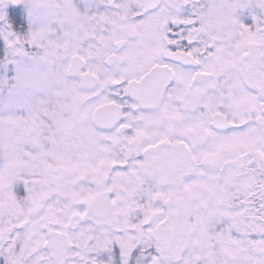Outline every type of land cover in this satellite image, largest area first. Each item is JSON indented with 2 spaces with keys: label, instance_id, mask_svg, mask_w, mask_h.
I'll use <instances>...</instances> for the list:
<instances>
[{
  "label": "snow or ice",
  "instance_id": "1",
  "mask_svg": "<svg viewBox=\"0 0 264 264\" xmlns=\"http://www.w3.org/2000/svg\"><path fill=\"white\" fill-rule=\"evenodd\" d=\"M0 264H264V0H0Z\"/></svg>",
  "mask_w": 264,
  "mask_h": 264
}]
</instances>
